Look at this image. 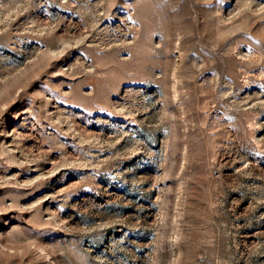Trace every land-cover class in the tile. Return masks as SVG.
<instances>
[{
    "label": "rangeland",
    "instance_id": "1",
    "mask_svg": "<svg viewBox=\"0 0 264 264\" xmlns=\"http://www.w3.org/2000/svg\"><path fill=\"white\" fill-rule=\"evenodd\" d=\"M0 264H264V0H0Z\"/></svg>",
    "mask_w": 264,
    "mask_h": 264
}]
</instances>
